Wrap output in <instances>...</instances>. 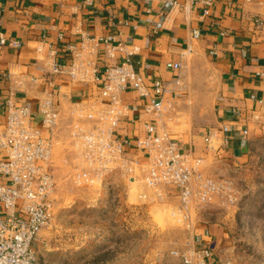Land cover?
<instances>
[{
    "label": "crops",
    "instance_id": "0c3cea01",
    "mask_svg": "<svg viewBox=\"0 0 264 264\" xmlns=\"http://www.w3.org/2000/svg\"><path fill=\"white\" fill-rule=\"evenodd\" d=\"M162 2L0 0V40L6 41L0 45V99L9 94L16 101L28 103L36 113L38 103L53 93L59 111L54 149H61L59 138H68L69 127L77 120L74 108L81 105L89 110L99 86L51 74L50 59L66 63L67 46L79 40L81 34L99 38L113 33L116 40L127 44L126 51H132L136 70L146 86H151L155 78L171 82L180 76L181 90L176 91L177 86L171 84L166 92L170 97L177 92V115L179 112L190 120L208 118L202 125L192 123L188 130L173 127L178 136L169 135L182 151L204 160L202 170L206 174L224 164L235 166L247 161L256 141L264 139V107L258 102L264 95V31L253 23L264 15V0H214L208 16L202 15L199 6L189 12L173 11L157 29ZM192 29L199 30L198 39L191 38ZM14 42L18 46H13ZM124 56L125 52L118 50L113 60L103 54L94 60L101 72L105 65L119 62ZM166 62H180L181 68L167 70ZM258 73L263 76L258 77ZM121 97L128 106L135 105L137 111L131 108L116 132L129 143V152L136 154V138L151 115L143 112L145 103L133 91H125ZM3 111L0 102L1 121ZM80 121L87 122L84 117ZM221 124L230 127L228 147L219 148L220 136L208 146V132L216 130L220 135L217 129ZM243 128L248 135L240 143ZM118 179L127 186L124 178ZM134 185L146 188L141 182ZM193 226L202 244L222 241L221 225L202 218Z\"/></svg>",
    "mask_w": 264,
    "mask_h": 264
},
{
    "label": "built area",
    "instance_id": "2783aa9c",
    "mask_svg": "<svg viewBox=\"0 0 264 264\" xmlns=\"http://www.w3.org/2000/svg\"><path fill=\"white\" fill-rule=\"evenodd\" d=\"M213 3L214 0H163L156 28H162V20L171 12H189L194 6H199L202 15L208 16ZM253 23L264 31V15L255 18ZM199 36V30L192 29L191 38ZM5 43L4 39L0 40V45ZM12 45L18 46L16 42ZM126 46L113 33L99 38L81 34L79 40L67 46L66 63L50 59L51 74L99 86V94L89 110L81 105L74 108L77 120L69 127V145L75 153V184L101 188L116 176L129 184L141 182L158 201L175 196L178 205L172 215L186 229L193 230L192 214L212 203L218 195L224 194L231 202L232 192L224 183L204 173L202 158L182 151L169 137L168 128L176 121L177 92L172 97L166 92L171 84L177 86L176 91L181 90L180 76L171 82L155 78L151 86H146L136 70L133 53L126 51ZM118 50L125 52L124 58L105 65L100 72L94 57L103 54L113 60ZM165 67L179 71L181 63L166 62ZM128 90L144 101L143 112L151 115L136 138V154L129 152V143L116 132L129 110L137 111L135 105L128 106L122 101V93ZM54 96L49 94L40 101L36 113L28 103L16 101L9 94L0 99L4 110V120H0V264H39L32 244L50 223L56 189L54 146L59 111ZM258 102L264 107V95ZM82 117L87 122L80 121ZM217 130L220 135L210 130L206 142L211 146L220 136L219 148L226 149L230 127L221 124ZM247 135L248 130L243 128L240 143L245 142ZM170 254L176 263L159 264H225L216 254L214 241Z\"/></svg>",
    "mask_w": 264,
    "mask_h": 264
},
{
    "label": "rangeland",
    "instance_id": "374dc122",
    "mask_svg": "<svg viewBox=\"0 0 264 264\" xmlns=\"http://www.w3.org/2000/svg\"><path fill=\"white\" fill-rule=\"evenodd\" d=\"M175 117L170 137L178 136V125L188 130L192 123L208 122L207 117L185 119L179 112ZM59 140L63 149H54L51 220L32 244L39 264L176 263L171 251L202 244L194 229H186L172 215L178 205L175 196L158 201L147 187L122 185L119 176V181L109 180L101 188L76 185L69 136ZM206 175L228 186L233 200L227 201L224 194L215 196L192 214V223L204 218L222 226V241L215 244L223 263L264 264V139L256 141L247 161L221 165ZM144 194L150 198L139 197Z\"/></svg>",
    "mask_w": 264,
    "mask_h": 264
},
{
    "label": "water",
    "instance_id": "95a60500",
    "mask_svg": "<svg viewBox=\"0 0 264 264\" xmlns=\"http://www.w3.org/2000/svg\"><path fill=\"white\" fill-rule=\"evenodd\" d=\"M237 155H238V152H237Z\"/></svg>",
    "mask_w": 264,
    "mask_h": 264
}]
</instances>
